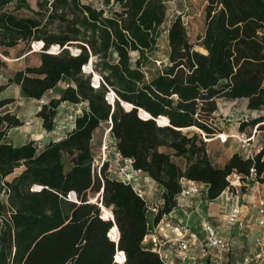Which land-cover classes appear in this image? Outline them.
<instances>
[{"label": "trees", "instance_id": "trees-1", "mask_svg": "<svg viewBox=\"0 0 264 264\" xmlns=\"http://www.w3.org/2000/svg\"><path fill=\"white\" fill-rule=\"evenodd\" d=\"M34 1L36 10L30 0H0V47L23 42L29 51L33 41L34 47L42 43L39 65L15 72L0 94L14 84L22 98L40 100L65 81L61 96L36 114L47 132L61 103L87 106L64 138L39 153L33 142L20 147L3 142L10 129L23 123L0 113V176L22 169L8 182L13 214L0 237V264H163L156 252L143 247L145 200L131 185L109 178L108 162L98 176L94 133L109 123L116 152L162 189L154 225L177 208L182 180L204 184L208 201L229 187L232 174L242 180L253 175L262 183L264 143L253 157L234 153L216 167L201 134L214 136L219 99H245L249 111L264 109V0H207L197 42L202 52L175 17L166 30L165 62L155 58L166 0H107L108 9L95 8L89 0ZM52 46L59 51L47 53ZM93 78L98 79L95 87ZM12 102L0 99V110ZM121 103L132 109L126 111ZM139 110L144 111L141 118ZM247 126L264 130V115L241 124L239 131ZM186 129L197 132L188 135ZM33 185L42 189L31 192ZM71 192L77 202L67 200ZM99 205L108 220L101 218ZM109 236L118 237L117 243Z\"/></svg>", "mask_w": 264, "mask_h": 264}, {"label": "rangeland", "instance_id": "rangeland-1", "mask_svg": "<svg viewBox=\"0 0 264 264\" xmlns=\"http://www.w3.org/2000/svg\"><path fill=\"white\" fill-rule=\"evenodd\" d=\"M29 3L31 8L36 10L35 1L30 0ZM88 3L98 9H108L111 5L107 0H89ZM206 6L207 0H166V19L160 28L161 37L158 41V49L160 52L156 55V60H161L163 62L166 61V30L172 20L177 16H179L184 23L189 42L194 45L195 50L202 52V49L197 45V42L198 38L203 33ZM19 14L24 16L28 15L26 12H20ZM34 43L36 42L33 41L30 43L29 51H27L26 44L23 42L10 49L0 47V86L6 85L8 79L12 77L15 72L23 70L25 67H35L39 65L40 52H38V47H34ZM69 51L75 52L77 50L75 47H71L69 48ZM131 56L132 58H135L136 54L132 53ZM158 64L159 63H156L155 65ZM65 87H67V85L65 81H62L56 88L48 91L42 99L34 100L22 98L19 94V87L14 84L6 86L0 94V99L10 98L13 99V102L3 107L0 110V113L13 114L21 120L23 124L20 127L11 129L3 141L11 142L12 144H20L21 142L32 139V141H35L36 143H41L40 139L57 138L69 131L73 124V120L77 115L81 114L83 108L85 107L84 105L72 107L64 105L61 107L57 113L54 127L50 132H44V130L40 127V119L36 116L38 109L50 99L59 98ZM217 108V112L214 113V119L212 120L215 132L214 136L206 138L205 135L201 134L202 140L206 142V149L210 155L212 164L216 167H220L227 161L229 156L234 153H238L246 158L247 156L253 157L257 154L258 148L262 147L264 143V130L247 126L243 132H240L239 127L241 124H246L252 119L264 115V109L259 111H249L247 109V101L245 99H219L217 100ZM194 132H197V130H183V133L188 135H191ZM249 137H253L251 142L246 143L249 145L242 147L241 141L246 140ZM92 150L95 160V168L97 170L103 161L102 159L104 154L106 159L105 161L107 162L110 159H115L116 163H114L113 166L115 168L117 166V168L114 171V177L115 179L121 181L120 178L123 175L119 170L124 168L125 164L123 161L118 159L117 152L115 150V141L109 132V123L102 124L101 127L94 133ZM109 168L108 163V170ZM89 198L90 201L95 200L96 196H90ZM158 200V196H156V201H154L153 204L158 206L161 205ZM204 203L207 202L205 201ZM223 216L224 212L221 208L217 215H209V213H206L204 217H206V220L213 226L218 227L220 236L228 241L229 249L221 254H218L214 250H210L208 251V258L201 259L195 264H264V255L261 254V252L264 253V243H256V246L252 245L251 247L252 251H254V249H261L259 254L260 256L250 254L247 260L244 259L242 255L245 252L251 251L249 247L251 245L248 242L244 243L243 241H246L252 233L246 229L239 230L236 226L228 225L223 221ZM249 219L253 222L254 217H249ZM173 220L174 218L169 219L171 226L178 225H174ZM234 229H236V231H234ZM165 232L169 234L170 237H174L171 236L173 234L172 230L166 228Z\"/></svg>", "mask_w": 264, "mask_h": 264}, {"label": "built area", "instance_id": "built-area-1", "mask_svg": "<svg viewBox=\"0 0 264 264\" xmlns=\"http://www.w3.org/2000/svg\"><path fill=\"white\" fill-rule=\"evenodd\" d=\"M41 48H42V43L41 46L38 47V49L41 50ZM58 51H59L58 46H52L47 51V53L53 54V53H57ZM72 53L77 54L78 51ZM95 81H97V85H98V79ZM95 81L92 80L91 84L93 87H95L94 85ZM106 99L109 103L112 100V98L110 99L109 95ZM73 128H74V120L69 131H71ZM252 139L253 137H249L246 140H242V141L240 140L242 142V147L249 145L246 143L251 142ZM261 149L262 147H259L257 153ZM117 156L118 159L123 161V163L125 164V167L119 170L123 175L120 178L121 181L125 184L131 185V187L138 194V196L144 199L145 193L143 192L141 185L138 182L139 181L138 177L141 172L136 171L132 168V161L130 159H123L118 153ZM102 160L103 161L101 165L103 164V162H107L105 161L106 160L105 154ZM100 166L98 167V176H99ZM249 181L254 183V185L258 189H260V192H256V193L262 194L263 197L258 203V207H257L258 216L256 221L259 226L264 227V181L262 183L258 182L253 177V175L245 178V180H242L240 176L236 174H232L231 177H228L229 187L223 193V209H224L223 220L230 226H236V228L239 230L246 229L248 224L245 222L243 218L242 206L240 204L241 195L236 191V188L246 187ZM202 188L203 185H200V183L198 184L192 183L191 185L186 186L182 180L181 192L177 197L178 203L180 202L181 199L202 194ZM41 189H42L41 186L33 185L30 188V191L39 192ZM10 193L11 192L8 186V181L6 180V178L0 176V237L6 231V229L11 225V216L13 214V209L9 203ZM67 200L77 202L76 196L73 192L67 195ZM160 207L161 205L158 206L150 203L147 204V210L154 216L158 213ZM177 208H178V204H177ZM192 211L197 213L198 206L192 208ZM190 212H185V213L188 216ZM172 215H173V211L169 214L163 215L159 220V222L155 224L153 226V229L148 231L147 234L148 240L152 244V251L158 254L163 264H175L176 260L181 263L185 261H189L190 260L189 252L194 247L201 246L203 248L201 254L202 259H206L208 257V251L210 250H214L218 254H221L229 249L228 241L220 236L217 228L213 226L209 221H207L206 217L202 216L200 221V228L203 233V238H200L198 234L190 231L185 225L181 223L176 226H171V224L169 223V219L173 218ZM101 218L104 219L102 215ZM104 220H108V219H104ZM166 228L172 230L174 237H170L169 234L165 232ZM110 239L114 240V237H110ZM164 247L166 248L164 249ZM0 250H1V242H0ZM261 254L264 255L263 252Z\"/></svg>", "mask_w": 264, "mask_h": 264}, {"label": "crops", "instance_id": "crops-1", "mask_svg": "<svg viewBox=\"0 0 264 264\" xmlns=\"http://www.w3.org/2000/svg\"><path fill=\"white\" fill-rule=\"evenodd\" d=\"M44 95H43V97H44ZM64 105L69 106V107L77 106V105H84L85 107L83 108V110L86 109V106H87L86 103H81V104H77L76 105V104H71V103H68V102H63V103H61L59 105L58 112H59V109L61 107H63ZM40 108L38 109L37 113L40 111ZM79 115H77V116H79ZM40 122H41L40 123L41 124L40 127L44 130V132H47L42 127V120L41 119H40ZM9 131L7 132V135L9 133ZM66 133H64L63 135H61V136H59L57 138H53V139L52 138L51 139H47V138L40 139L41 143H36L35 141H32V139H29L27 141L21 142L20 144H12L11 142H7V141L6 142L3 141V142L7 143V144H10L13 147H20V146H23V145H25L27 143L33 142L34 146H36V148H37V152L39 153V152H41L43 150V148L49 142H57V141H59L60 139L65 137ZM93 138H94V136H93ZM92 142H93V140H92ZM108 163H109V167L110 168L107 171L108 172L107 175L109 176V178L115 179V177H114L115 167L113 166V164L115 163V159H110L108 161ZM65 170H68V166L66 167ZM21 171H22L21 168L16 169L13 174H11L10 176L6 177V180L8 182L11 181V179L13 177L19 175ZM261 179L264 181V174H262ZM138 182H140V184H142L141 188H142L143 192L145 193V198L144 199L146 201V204H149V203L153 204L154 201H156V196H158L159 203L160 204L162 203V199H161L162 189L153 180L148 178L143 173H140ZM183 183L186 186H189L192 183L196 184L195 182H191V181H187V180H183ZM200 185H203L202 194L197 195V196H193V197H188V198L181 199L180 202H179L180 205H179L178 200H177L178 208H176L173 211L172 217L174 218V220H173V224L174 225L181 223V224L185 225L190 231L198 234L200 236V238H203V233H202L201 228H200L201 218H202V216H205L206 213H209V215H217L219 213V211L221 210V208L223 209V193L224 192L217 199H215L214 201H208L207 198H206V186L204 184H200ZM236 191L238 193H240V195L242 197L241 200H240V204L242 206L243 218H244L245 222L248 224L246 230H248L249 232L252 233V235L246 241L245 240L243 241L244 243L248 242L251 245V246H249L251 251L250 252H245L242 255L243 258L247 260V258H249V256H250V254L251 255L255 254V255L260 256L259 254H260L261 249H256L255 250L253 248L254 251H252V248H251L252 245L256 246L257 244H263L264 243V227L259 226L257 221H256L257 216H258L257 215L258 203L263 197H262V194L256 193V192H260V189H258L254 185V183H252L250 181L248 182L246 187H238V188H236ZM205 201L207 203H204ZM197 206H198V212L196 213V212L192 211V208L197 207ZM189 207H190V209H189ZM187 211L188 212L191 211L188 216L185 213ZM223 212H224V209H223ZM149 215H150V218H149ZM147 217H148V231H150L151 229H153V226H154V223H153L154 215L151 214L149 211H147ZM249 217L250 218L254 217L253 222H252L251 219H249ZM111 218L113 219V217L111 216L109 218V220H111ZM222 219H223V217H222ZM216 228L218 230V227H216ZM234 231H236V229H234ZM218 233H219V231H218ZM171 236H173V234ZM143 247L148 249V250H152V244H151V242H149L147 235H146V237H145V239L143 241ZM165 248L166 247H164V249ZM202 251H203V248L201 246L194 247L189 252V254H190V260L189 261H185V262L181 263V262L176 260L175 264H195V263H198V261L202 259L201 258ZM258 258H261V257H258ZM215 262H217V261H215Z\"/></svg>", "mask_w": 264, "mask_h": 264}, {"label": "water", "instance_id": "water-1", "mask_svg": "<svg viewBox=\"0 0 264 264\" xmlns=\"http://www.w3.org/2000/svg\"><path fill=\"white\" fill-rule=\"evenodd\" d=\"M89 65V70L91 71V64L89 63L88 64ZM83 71H84V69H83ZM90 71H88V72H90ZM84 72H86V71H84ZM93 80L95 81V79L93 78ZM110 103H112V100H111V102ZM121 105L123 106V108L126 110V111H129V110H131L132 109V106L131 105H129V104H126V103H121ZM144 113V111H142V110H139L138 111V116L140 117V113ZM146 113V112H145ZM149 116V115H148ZM141 118V117H140ZM150 117H148V119H149ZM159 119H161V118H159ZM156 122H157V124H158V120H156ZM90 203H95V202H90ZM100 207H101V205H99ZM102 208V207H101ZM113 220V219H112ZM109 238H110V236H109ZM112 241H114L115 243H117V241H118V238H117V240L115 241V240H112ZM114 260H116L115 258H114ZM116 262V261H115ZM124 262V261H123ZM116 263H118V262H116Z\"/></svg>", "mask_w": 264, "mask_h": 264}]
</instances>
